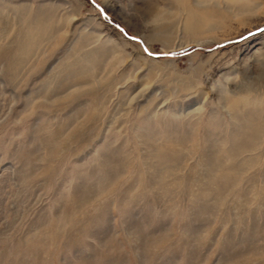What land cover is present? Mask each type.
I'll return each instance as SVG.
<instances>
[{"label": "rangeland", "instance_id": "374dc122", "mask_svg": "<svg viewBox=\"0 0 264 264\" xmlns=\"http://www.w3.org/2000/svg\"><path fill=\"white\" fill-rule=\"evenodd\" d=\"M106 1L0 0V264H264V0Z\"/></svg>", "mask_w": 264, "mask_h": 264}, {"label": "bare ground", "instance_id": "6f19581e", "mask_svg": "<svg viewBox=\"0 0 264 264\" xmlns=\"http://www.w3.org/2000/svg\"><path fill=\"white\" fill-rule=\"evenodd\" d=\"M98 1L100 2V4H102L103 6H105L106 8H108L110 10L111 5L109 4L108 1H106V0H98ZM38 17H39V15H38ZM197 42H202V40L201 41H195V43H197ZM30 46H31L30 44L28 45V44H25V42H24L21 45L18 44V47L16 45V50H12V49L10 50L9 49L10 51L8 52L7 51L8 48H5L4 51L8 52L7 55H6V59H5V64H6L5 65V72L6 73L8 72L9 75L11 74L10 72L13 71V68L15 66L14 63H16L17 60L21 59V55L23 54L22 52L27 50L28 48H30ZM12 51H14V52H12ZM241 97L242 96L240 94H237V97L234 100L232 99V100L229 101V103H230L229 104V108H231V110H232L231 112L234 115H236L235 117H238L237 112L235 111V108L236 109H237V107L240 108V104H241V102H243V98L241 99ZM246 97H248V96H246ZM246 97H244V98H246ZM243 104H244V102H243ZM245 104H247V102ZM238 120H239L241 128L239 129V132L236 131V132L233 133L234 138H232L231 146H230V148H229V150L227 152V153L230 154V156L234 152L236 154V156H234V157H236V158H237V156H240L241 154H243V153H245V152H247L249 150H252L251 148H252V144L253 143H251V141L253 139L251 141H248L246 139V137L249 136V135L252 136V137H254V136L258 135V134L260 135V132L263 131L262 123L261 124L258 123L257 118L255 116H253L252 114L248 113L246 115L245 120H240V119H238ZM212 157L213 158L209 159L208 163L206 164L210 168V171H212V172L219 171L220 172V176L218 177V179L221 181V184H222L223 188H225V186H227V184L233 185V184H231V182L234 183V180L236 179L235 176H236L237 173H239L238 170L245 163L246 158L243 159L242 162L238 163L239 164L238 168H237L236 164L233 162V160L230 159L229 163H228L229 164V169H228V171L225 170V172H224L223 171L224 168H223V164L221 162V158L220 157L218 158L216 156H212ZM263 191H264V187H263ZM201 210H203V209H201Z\"/></svg>", "mask_w": 264, "mask_h": 264}, {"label": "water", "instance_id": "95a60500", "mask_svg": "<svg viewBox=\"0 0 264 264\" xmlns=\"http://www.w3.org/2000/svg\"><path fill=\"white\" fill-rule=\"evenodd\" d=\"M97 6V8L101 11V13H104L103 12V9L101 7H99L97 4H95ZM261 30H264L263 29H260ZM252 34V33H251ZM136 39V38H135ZM194 48H197V49H200V50H207V48H204V47H200V46H195ZM149 53V51H147ZM153 57H160V56H173L174 53L173 52H167V53H160V54H157V53H150Z\"/></svg>", "mask_w": 264, "mask_h": 264}]
</instances>
